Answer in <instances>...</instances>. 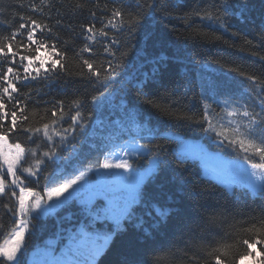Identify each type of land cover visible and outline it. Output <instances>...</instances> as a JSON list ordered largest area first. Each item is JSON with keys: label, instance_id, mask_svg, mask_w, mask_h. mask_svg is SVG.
Returning a JSON list of instances; mask_svg holds the SVG:
<instances>
[{"label": "trees", "instance_id": "16d2710c", "mask_svg": "<svg viewBox=\"0 0 264 264\" xmlns=\"http://www.w3.org/2000/svg\"><path fill=\"white\" fill-rule=\"evenodd\" d=\"M44 2H54L55 7H46L42 12L34 13L29 5L39 7L40 0H0V9L5 10L0 16V38L9 34V26L13 21L18 22L19 16H34L44 24H51L62 41H74L77 50L85 44H91L96 50L95 62L99 65L105 60L103 45L119 32V29L108 30L106 39L100 34V30L105 28L112 10L121 8L125 11L123 20L117 18L115 22L125 25L119 39L122 41L121 53H127L126 56H121L124 67L118 69L119 75L109 82L103 92L97 91L86 80L81 79V65L78 60L71 58V49L69 68L72 75H62L46 86L38 85L42 88L39 97L41 103L64 100L67 107L76 101L83 102L84 97H88V102L82 108L86 120V132L82 141H64V147L58 152L55 163L43 156L46 138H43V143L38 141L29 148V152L38 154L39 165L45 169L44 175L48 177L49 187L58 186L87 167L96 165L97 158L101 161L103 155L100 152L109 143L107 133L114 130V120H120L130 128L133 123L138 124L139 128L148 124L150 129L146 132L132 129V134L138 137L154 136L155 143L151 145L154 155L158 152L157 146L165 147V152L161 155L166 157L167 163L146 179L142 189L144 198L136 206L133 219L123 226L126 230L99 257L98 264H143L156 255L164 257L160 264H195L197 256L202 252L206 255L200 245L207 244L212 239L205 232V239L200 240L197 225H201L204 218L213 213L220 214L216 223L234 239L221 240V230L217 228L213 230L217 243L207 247H220L224 243L234 245L228 255L231 264L233 257L244 251L239 240L250 235L240 229V224L247 221L246 227L251 226L253 220H259L264 215V192L251 194L237 187L229 192L213 180L209 183L202 175L197 160L188 158L186 164L177 163V156L180 159H185V156L178 153L177 143L169 138L180 137L182 140L202 142L211 152L229 159L243 158L242 152H228L226 147L222 149L218 141L223 136L241 139L240 134L233 129L236 125H244V118L240 115L229 116V112H240L244 108L257 112L260 110L258 94L264 96V91L261 90L264 83L253 85L238 72L264 82V60L260 59L264 56V0ZM221 5L228 8L227 14L223 12ZM93 13L96 15L93 16ZM206 15H211L213 19H201ZM130 18L141 21V26L132 33L126 27ZM58 19L61 21L59 27ZM220 23H225L228 30L222 29ZM90 25L94 26V34L91 37L86 32L81 34ZM215 36H220L221 39L216 41ZM37 38L43 39L39 33ZM38 55L47 57L48 53L42 51ZM154 68L159 69L155 75L152 71ZM229 68L237 71H228ZM84 71L86 73L87 70ZM142 82H146L143 87ZM175 84H179V87L173 90L172 86ZM2 85L3 81H0V86ZM166 89L172 93L167 97V102L163 99ZM92 96L98 98V105L91 103ZM205 103L210 105V112H204ZM10 108L11 105H7L5 111ZM48 108H51V104L42 108L39 114L35 110L30 112L32 127L42 125L41 117ZM202 112L210 120L217 121V132L206 133L201 131V127H208L207 124L192 122L201 120ZM45 119L51 122V118ZM7 123H10V116L0 120V124ZM214 133H222L223 136L218 137ZM12 139L14 137L8 138L9 143ZM23 139L20 137L21 141ZM53 140H59V135L53 136ZM37 163V159L29 155L24 167L36 170ZM141 165L145 168L148 161L139 160L137 166ZM21 179L25 184L34 181L28 173H23ZM47 189L49 188H44V191ZM32 191L40 192V189L33 187ZM193 197L199 198V208L194 205ZM18 199V195L11 201L0 198V245L16 228L20 219L18 214L13 216L11 211L13 207L18 209ZM34 199L35 196H31L26 203L33 206ZM164 214L168 216L167 226L156 230L153 226ZM80 217V205L72 200L62 204L54 212H45L43 215L37 211L30 212L26 217V247L20 256V264H27L30 253L45 246L48 240H54L55 247H62L66 243V230L72 228ZM145 230L152 231L155 236L147 244L142 243ZM153 249L164 251L154 253ZM262 249L264 243L255 245L252 255L255 264H260L264 258Z\"/></svg>", "mask_w": 264, "mask_h": 264}, {"label": "snow or ice", "instance_id": "6c2138e0", "mask_svg": "<svg viewBox=\"0 0 264 264\" xmlns=\"http://www.w3.org/2000/svg\"><path fill=\"white\" fill-rule=\"evenodd\" d=\"M40 5L38 7L32 4L29 7L34 13L42 12L46 7H55L54 2L45 3L44 0H40ZM221 8L225 14L228 13L226 6L221 5ZM4 11V9H0V16ZM124 15L125 11L121 8L113 9L105 28L100 30V34L106 39L109 35L108 30L119 29V32L114 34L107 44L103 45L105 60L99 65L95 62L96 50L91 44H85L77 50L74 41H62L51 24H44L34 16L27 18L23 15L19 16L18 22L13 21L9 26V34L0 38V81H3V85L0 86V120L10 116V123L0 124V198L11 201L18 195L19 207L18 209L13 207L11 211L13 216L18 214L21 217L16 223L18 230L14 233L12 246L0 249V258H2L0 264L3 262L20 264V256L26 247L25 235L28 231V222L25 218L29 216L30 212L52 211L54 207H58L70 197L72 202L79 203L81 217L72 228L66 230L67 235L64 237L66 243L62 247H52L47 250L43 254L41 264H98L99 257L105 254L115 239L126 230L122 226L127 225L133 219L136 206L144 198L142 189L146 179L167 163L166 157L161 155L165 152V147L157 146L158 152L153 154L154 149L151 145L155 143L154 136L138 137L133 135L132 129H139V125L133 123L130 128L120 120L112 121L115 128L107 133L109 143L105 144L100 152V155L105 157L111 153L114 159L105 158L101 162L97 158L95 166L87 167L74 178L68 179L58 186L49 187L48 177L44 175L45 169L39 165L38 154L29 152L31 145L38 141L43 143V138H46L47 143H43V148L46 149L43 156L46 160L55 163L58 152L64 147V141L80 142L84 139L86 120L82 108L83 104L88 102V97L85 96L83 102L76 101L67 107L64 100L41 103L39 97L42 88L38 85L46 86L47 83L60 79L62 75H72L69 68L71 49V58L78 60L81 65L79 73L81 79L86 80L97 91L103 92L109 82L119 75L118 69L124 67L121 56H126L127 53H121L122 41L119 39V35L124 32L125 25L115 22L117 18L123 20ZM201 19L211 20L213 17L206 15ZM59 26H61V21L58 19L57 27ZM140 26L141 21L138 18H130V22L126 25L129 33ZM220 27L225 31L228 30L225 23H220ZM84 32L91 37L94 34V26L90 25L84 28L81 34ZM38 33L43 39L37 38ZM45 33L46 35H44ZM214 39L219 41L221 37L215 36ZM42 51L47 52L48 56L38 55ZM253 54L255 55V53ZM260 59L264 60V56H261ZM84 69L87 70L86 73ZM152 71L155 75L159 69L154 68ZM228 71L237 70L229 68ZM238 74L245 76L253 85L264 83L243 72H238ZM145 83L142 82L141 87ZM209 86H213L211 82H209ZM178 87L179 84L172 86L173 90ZM261 90L264 91V88ZM171 94L169 90H165L163 97L165 102ZM258 98L260 100L258 112L244 108L240 112L228 113L229 116L240 115L249 122L250 127L246 128L245 132L247 139L237 140L223 136L222 133H215L218 137L223 136L218 141L222 149L233 148L242 152L244 156L239 159L238 163H221L213 174L216 179L220 180L223 179L225 173H228L232 180H247L253 187H258L260 191L264 192V96L258 94ZM91 103L98 105V98L92 96ZM48 104H51V108H48L41 117L42 125L32 127L30 112L35 110L39 114L40 110ZM7 105H11V108L5 111ZM73 110H75L74 114H72ZM204 112H210V105L207 103L204 104ZM204 112L200 114L201 120L192 122L201 125L207 124L208 127H201V131L212 132L211 121ZM45 117L51 118V122ZM65 124L67 126H64ZM55 135H59V140H53ZM129 136L131 138L126 139ZM9 137H14L11 143H9ZM20 137L24 138L23 141L20 140ZM169 139L177 143L178 149L185 154V159H180L177 156L178 164H186L188 158L201 160L209 156L199 145H196L199 148L198 152H191L185 148V145L188 144L182 138ZM29 155L38 161L36 170L24 167ZM139 160H147L148 167L137 166ZM258 172L260 175L257 177ZM23 173H28L30 177L34 178V181L25 184L21 179ZM90 173H94V175L89 177ZM252 177H256L260 181L259 185L255 184ZM207 179L209 183L212 182V176ZM42 181H44L43 184ZM231 182L230 180L229 187ZM33 187L39 188L40 192L34 193ZM44 188H49V190L45 192ZM17 189H19V193H17ZM25 192H27V196ZM65 193H68V196H65ZM28 196H35L34 206H29L26 203ZM193 202L199 208V198L193 197ZM219 215L217 213L209 214L201 225H197L199 229L197 236L200 240L205 239V232L211 235L212 239L207 241V244L200 245V248L206 251V255L202 252L197 256L195 264H201V261L203 264H229L228 255L234 245L224 243L220 247L213 246L210 249L207 247V245L217 243L216 233L213 231L217 228L221 230V240L234 239L231 234L223 232L222 226L216 223ZM167 219V214L162 215L153 227L156 230L166 227ZM247 224V221L240 224L241 230L250 233L247 237L239 240V244L244 246V251L234 256L231 264H242L243 260L253 255L255 245L264 243V215H261L259 220H253L251 226L246 227ZM154 239L153 232L145 230L142 243L147 244ZM152 251L162 253L164 250L153 249ZM261 252L264 253V249ZM194 256H196L195 253ZM163 258L162 255H156L145 260L143 264H160ZM260 264H264V258L261 259Z\"/></svg>", "mask_w": 264, "mask_h": 264}, {"label": "rangeland", "instance_id": "374dc122", "mask_svg": "<svg viewBox=\"0 0 264 264\" xmlns=\"http://www.w3.org/2000/svg\"><path fill=\"white\" fill-rule=\"evenodd\" d=\"M210 121H211V126H212V129H213V132H217V128L215 126L216 123H217V121L216 120H214V121L213 120H210ZM243 123H244V125L241 124V126L240 125L239 126L236 125V127H235V129H233V131L235 133L240 134L241 138L247 139V137L245 135V132H246V128L250 127V125H249V122L246 119H244ZM149 129H150V126L148 124L147 125L145 124L143 127H140L139 128V131L143 133V132H146V130H149ZM210 133H212V132H210ZM183 141L188 144V145H185V148L187 150L191 151V152H198L199 151V148L196 145H199L206 152H208L206 150L205 145L202 142H195V141H188V140H183ZM256 142L258 143L259 141H256ZM226 150L228 152H231V153H234L235 152V149H233V148H226ZM177 151H178L179 154L185 156V154L181 150H179L178 147H177ZM210 153L211 154L208 153L209 154L208 157H204L201 160L195 159V160H197L199 162V164L201 166L202 175L204 177L207 178L209 176H212V180L213 181H215L216 183H218L221 186H224L226 188V190L229 191V192H231L235 187H237V188H243V189L247 190L248 192H250L251 194H259L260 192H262V191L259 190L258 187H253L252 184L249 183L247 180H242V179L232 180L231 176L228 173H225L223 179H220V180L216 179V177L213 174V172L217 168L218 165H220L221 163H224V162H228V163H238L240 158H238V159H229L227 157L222 156L219 153H214V152H210ZM105 158H108V159L111 160V159H114V156L111 153H108L106 157L103 155V157L101 159V162ZM91 166H95V165H91ZM147 167H148V165L145 168H147ZM249 172H251V169H249ZM92 175H94V173H90L89 174V177H91ZM259 175H260V173L258 172L257 173V177ZM230 180L232 182H231V186L229 187V181ZM252 180L255 182L256 185H259L260 181L256 177H252ZM48 190L49 189H47L46 191H48ZM69 191H71V190H69ZM25 195L27 196V192H25ZM64 195L65 196H68V193H65ZM30 197L31 196H28L27 197V200ZM70 200H71V197L69 198V200H65L64 203H66V202H68ZM32 201H33V206H34L35 205V199L32 200ZM64 203L59 204L58 207H60ZM58 207H54V209L52 211H48V212H54ZM37 212H39L42 215L45 213L43 210H39ZM25 219L27 220V218H25ZM19 220H18V222H19ZM17 230H18V228L16 227L14 229V231L10 234V236L8 238H6L2 242V244L0 245V249L9 248V247L12 246L13 240H14V233ZM52 247H55V241L54 240H48L46 242V245L45 246L39 247L36 250H34L32 253H30L29 260L27 261V264H34V262H36V264H41V261L43 259V254L47 250H49L50 248H52ZM253 252H254V250H253ZM242 264H255V263L253 262L252 256H251V257L243 260Z\"/></svg>", "mask_w": 264, "mask_h": 264}]
</instances>
